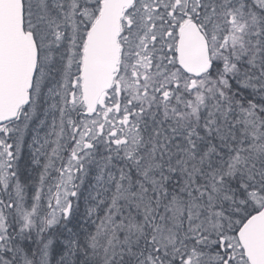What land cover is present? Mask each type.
I'll return each mask as SVG.
<instances>
[{
	"label": "snow or ice",
	"instance_id": "snow-or-ice-1",
	"mask_svg": "<svg viewBox=\"0 0 264 264\" xmlns=\"http://www.w3.org/2000/svg\"><path fill=\"white\" fill-rule=\"evenodd\" d=\"M0 264H264V0H0Z\"/></svg>",
	"mask_w": 264,
	"mask_h": 264
}]
</instances>
